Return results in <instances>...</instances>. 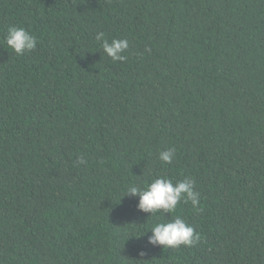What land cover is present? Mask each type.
<instances>
[{"label":"trees","instance_id":"16d2710c","mask_svg":"<svg viewBox=\"0 0 264 264\" xmlns=\"http://www.w3.org/2000/svg\"><path fill=\"white\" fill-rule=\"evenodd\" d=\"M157 176L196 181L157 214L196 246L148 243ZM0 264H264V0H0Z\"/></svg>","mask_w":264,"mask_h":264},{"label":"clouds","instance_id":"9594fccd","mask_svg":"<svg viewBox=\"0 0 264 264\" xmlns=\"http://www.w3.org/2000/svg\"><path fill=\"white\" fill-rule=\"evenodd\" d=\"M95 40L100 44L103 52L112 61H125L127 57L123 53L129 47L127 38H106L103 31L97 32ZM4 41L17 55L32 52L37 48L38 37L23 26L10 25L7 28ZM176 158L175 147L162 150L159 160L170 164ZM80 163H86L81 159ZM196 181L187 177L174 181L167 176H157L145 186L130 184L124 195L138 196L137 209L156 217L150 226L151 235L148 243L164 248H179L182 245L194 247L201 241V234L180 215H174L170 220H163L158 213H174L181 202H190L194 209L200 204V193L195 190ZM149 216V215H148ZM147 233V231L145 232ZM140 255H144L141 250Z\"/></svg>","mask_w":264,"mask_h":264}]
</instances>
